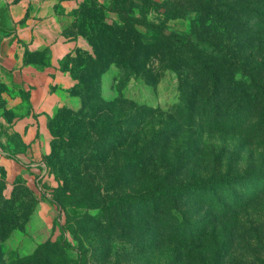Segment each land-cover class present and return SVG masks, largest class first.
I'll return each mask as SVG.
<instances>
[{
    "label": "rangeland",
    "instance_id": "rangeland-1",
    "mask_svg": "<svg viewBox=\"0 0 264 264\" xmlns=\"http://www.w3.org/2000/svg\"><path fill=\"white\" fill-rule=\"evenodd\" d=\"M70 17L88 43L68 62L74 75L134 105L121 117L114 106L105 133L89 116L107 110L77 116L63 105L36 169L0 163V264H260L264 137L219 129L264 117V0H80ZM154 25L191 42L159 44ZM186 181L212 184L217 211L237 202L222 226L223 236L235 228V244L184 246L192 235L183 242L162 217L182 201L150 187ZM213 209L189 219L218 216Z\"/></svg>",
    "mask_w": 264,
    "mask_h": 264
},
{
    "label": "crops",
    "instance_id": "crops-1",
    "mask_svg": "<svg viewBox=\"0 0 264 264\" xmlns=\"http://www.w3.org/2000/svg\"><path fill=\"white\" fill-rule=\"evenodd\" d=\"M80 0H0V163L36 169L51 151L59 107L80 106L64 93L77 80L65 59L86 38L70 31Z\"/></svg>",
    "mask_w": 264,
    "mask_h": 264
},
{
    "label": "trees",
    "instance_id": "trees-1",
    "mask_svg": "<svg viewBox=\"0 0 264 264\" xmlns=\"http://www.w3.org/2000/svg\"><path fill=\"white\" fill-rule=\"evenodd\" d=\"M153 30L158 37V43L161 44L162 41H164V44L166 43H172L173 45H179L181 47L188 45L191 41H189L187 38L182 37L181 35L177 33H165L164 30L158 26L154 25ZM159 46V45H158ZM161 46V45H160ZM82 48H79L76 50L74 55H70L65 59V65L71 70L72 69L69 67V60L76 55L79 51H81ZM88 50V49H87ZM143 58L145 59L146 56L143 55ZM171 56H169V68H172V61ZM174 64H177L181 70H183L185 67L188 66V63L184 61H175ZM165 68V67H164ZM74 78L77 80L76 84L74 87L78 91L73 93L74 96L79 97L80 99V110L76 112V115L78 116H85L84 110L85 108L88 110V112H95V113H101L104 110L108 111V115L100 117L96 115L89 116V118L92 120L90 123L91 126L94 128L92 129L95 131V127L98 126V124L102 125V131L105 133V131L109 128V124H114L113 120L115 118H118L114 114V106L121 104V112L122 114L119 115L120 117L125 113L126 105L127 106H133V102L130 100H118V99H106L103 96L102 93V87L101 84H97L96 87L97 90L94 93V86L92 84L85 85L86 82L88 81L87 79H82L81 77L75 76L74 73L72 72ZM79 80V82H78ZM73 87V88H74ZM80 87V89H78ZM76 91V90H75ZM144 105V104H143ZM151 110V109H149ZM260 113V111H258ZM195 115L200 116V113L198 112V109L196 110ZM178 116H181L178 114ZM98 122V124H97ZM195 126L198 129H201L203 131H213L215 128L219 125H205L204 123H197ZM182 131H184V127H181ZM50 129H51V121H50ZM221 131H238L242 135L248 138V135L251 136L253 139H258L257 137H264V117L262 120L257 121L255 123H243L240 124L239 127L235 126H221L219 129ZM96 136V135H95ZM151 143V142H150ZM186 182H181L180 184H174L171 183L170 185H166L163 188H160L159 185H152L150 187V192L152 195H155L157 198L161 199H169V200H181L182 205H177L174 202L169 208V212L167 211V215L163 214L162 217L165 218V221L171 225V228L174 232L181 231L183 234V242H185L188 239L187 235H192L190 238V241L184 246H195L197 244L201 246H206V245H215L217 246H227L229 247L231 244H235V237H234V231L235 228L229 227V232L228 236L225 235L223 236V232H225L224 229H222V226L224 225H229L230 223V218L233 217V213L235 207H237V202L234 203L233 201L227 200V198H224L225 201L230 202V205L228 204H222L220 207V210L217 211L215 208H217L216 204L213 202L211 199V195L209 194V190L212 189V184L206 185L201 183V181H198L197 183H187ZM194 191H199L202 194H197L192 197V194ZM184 196V197H183ZM193 198V199H191ZM189 204L186 206L188 200ZM187 207H190V209H187ZM204 208H214L213 210L219 212L217 213L218 216L215 217L213 213L211 214V217H205V218H199L195 221H191L189 219L190 216L192 215H198ZM192 209V210H191ZM191 210V211H190ZM161 209L158 208V215H160ZM237 212L234 214L236 216ZM232 215V216H231ZM161 216V215H160ZM226 219V223H222V221ZM224 238L222 240L220 237ZM255 238V246L258 248L259 252H264V228L261 229L260 232H257V234L254 236ZM260 264H264V260L261 261Z\"/></svg>",
    "mask_w": 264,
    "mask_h": 264
}]
</instances>
